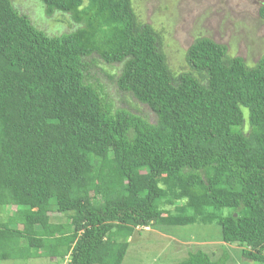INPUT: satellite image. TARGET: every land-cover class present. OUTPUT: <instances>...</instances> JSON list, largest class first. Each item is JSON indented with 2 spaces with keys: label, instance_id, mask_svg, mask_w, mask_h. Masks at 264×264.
Returning a JSON list of instances; mask_svg holds the SVG:
<instances>
[{
  "label": "trees",
  "instance_id": "trees-1",
  "mask_svg": "<svg viewBox=\"0 0 264 264\" xmlns=\"http://www.w3.org/2000/svg\"><path fill=\"white\" fill-rule=\"evenodd\" d=\"M42 2L76 28L49 36L0 0V261L123 264L140 228L216 224L264 264V56L202 37L176 73L133 0ZM102 73L155 122L109 100Z\"/></svg>",
  "mask_w": 264,
  "mask_h": 264
},
{
  "label": "rangeland",
  "instance_id": "rangeland-1",
  "mask_svg": "<svg viewBox=\"0 0 264 264\" xmlns=\"http://www.w3.org/2000/svg\"><path fill=\"white\" fill-rule=\"evenodd\" d=\"M14 6L49 36L72 32L76 27L69 15L45 14L42 0H12ZM264 0H133L134 10L142 23L152 25L162 39L170 68L188 70L186 53L198 38H209L225 45L229 54L241 57L254 66L264 56V20L259 15ZM109 73L116 68L100 64ZM109 100L155 122V114L145 105L136 106L130 95L121 93L103 73L99 76ZM11 207L10 211H15ZM8 212L0 211L7 221ZM58 214H50L53 217ZM45 226L48 225L46 220ZM221 228L216 225L140 228L131 239L123 264H180L191 253L203 251L216 264H256L240 256L241 247L221 241ZM227 251L229 257H223ZM50 258L0 261V264H66Z\"/></svg>",
  "mask_w": 264,
  "mask_h": 264
}]
</instances>
